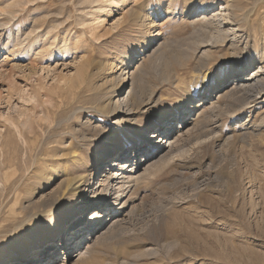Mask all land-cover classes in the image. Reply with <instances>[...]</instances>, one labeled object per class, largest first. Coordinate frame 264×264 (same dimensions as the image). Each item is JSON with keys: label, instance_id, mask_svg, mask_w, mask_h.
Masks as SVG:
<instances>
[{"label": "rangeland", "instance_id": "374dc122", "mask_svg": "<svg viewBox=\"0 0 264 264\" xmlns=\"http://www.w3.org/2000/svg\"><path fill=\"white\" fill-rule=\"evenodd\" d=\"M226 1L0 0V264H18L26 251L35 264L46 243L58 247L47 264H264V90L219 98L215 89L235 67L247 78L264 75V0H244L241 19L224 21ZM204 12L218 17L226 42L214 43ZM119 90L127 91L120 99L131 92L129 111L71 116ZM190 103L168 161L148 163L144 149L157 142L168 151L155 125L161 115L176 127ZM80 130L105 134L88 151L89 182L101 185L116 169L109 159L96 171L97 153L129 149L121 177L137 165L144 175L151 164L126 205L114 203L115 193L107 199L102 223L124 217L123 237L94 245L83 259L85 239L60 246L66 223L52 230L54 240L48 229L21 225L55 195L56 160ZM137 141L145 148L134 154ZM88 199L82 224L99 192Z\"/></svg>", "mask_w": 264, "mask_h": 264}, {"label": "bare ground", "instance_id": "6f19581e", "mask_svg": "<svg viewBox=\"0 0 264 264\" xmlns=\"http://www.w3.org/2000/svg\"><path fill=\"white\" fill-rule=\"evenodd\" d=\"M243 1L244 0L226 1V4L222 5V9H226V10L230 9L231 12L229 10L228 12L230 13H228L227 17L225 18L222 17L223 20L224 21L231 20L233 16L237 20L238 18L241 19L243 15H240L239 13H242L243 9L246 8L244 7ZM205 13L206 12L202 13L203 15H201L203 16L202 18L205 19L203 23L206 25L207 29H209L210 31H214L215 33L213 36L214 43L217 44L218 42H222V43L226 42L228 39L227 31L224 29L222 30L221 28L219 29V26H216V25L214 26V22L217 21L218 17L216 15L209 17ZM194 14H197V13H194ZM248 15H251V13ZM248 19L249 17H245L243 21H247ZM22 44L23 43L18 44L16 45V47L17 46L20 47L22 46ZM230 44H232V42ZM153 45H154L153 43L150 44V46H153ZM141 60L139 59L138 61L140 62ZM137 67L139 66L133 67L132 69H135ZM201 70H198V71H201ZM246 70L247 69L243 70L238 67L237 68L235 67L231 76L226 77L223 81L219 80L218 84L220 86L218 85L215 88L217 91L220 88H222V90L220 91L221 95L219 96V98L227 97L235 92L243 91V90H247L250 92L257 88H260L261 91L264 90V75L258 76L257 75L258 72H257V73H253L255 74V76L252 75L251 77L247 78V76L250 73L247 75L248 70L247 71ZM180 78L181 77L178 78L176 73H175V76L173 75V80L175 81L176 80L178 81ZM230 81H234V82L231 85H229ZM126 82H127V76L124 77V83ZM123 93H127V91L121 92V90H119V92H117V94L110 99L106 97L105 98L98 97L100 100L99 101L97 100L98 101L96 103L97 106L89 108V109H86V107L85 108H82V107L73 108L74 110H72L70 114H72L71 115L72 117H75L86 111H94L96 113H100V110L101 111L102 109L105 110L108 106L110 107V110L108 111L106 115L107 118L116 116L121 111H125V110L129 111L128 108L133 106V104L130 103V96L132 97V95H130L131 92H128L126 97L120 99V96L123 95ZM207 95H205V97ZM201 101L202 100H200V102ZM134 103L136 104V99L134 100ZM201 105L202 104H199L198 107H200ZM191 110H192V104L190 103L185 106V109L183 111L179 112V115H178L179 122H178V126L176 127H175V124L173 123V120H171L172 117H170V114L168 113L161 115V118L155 124L156 128H159L160 132L162 131L164 134L167 135V137L162 139L161 141V143H164V145H168L167 146L168 151L165 154H163L164 153V151L162 150L163 146L161 147L160 144H158L157 142L153 145V147L144 149L145 147H143V145L138 143V141L134 145L136 147L134 148L135 150L134 154H136L140 149L141 150L144 149L147 151V155H148L147 162L148 163L152 161L154 158H159L158 161H161L163 163L165 161L167 162L168 161L167 159L173 153V146H174L173 132L175 130L183 131L185 129L186 124H187L186 120L188 118V114L191 113ZM165 123H168V124H165ZM104 135L105 134L102 132L97 133V134H94V133L85 134L81 130L79 132L77 131L71 134V136L74 138V141L70 143L67 149L62 151L64 153L61 154V156L56 160L59 166V168L57 169V172H58L57 175L58 177H60V183L56 190L55 195L49 200L45 201L43 204H41L40 207L38 208V211H35L32 215L27 216L26 219H24L21 223V225H23L27 229L34 230V231L48 229L50 231V236H51V237H48L49 240H54L55 235L54 234L51 235L52 230L55 229V227H58L60 224L66 223V225H68L69 227L62 229V238H61L62 243L60 246L64 245L65 251L71 250L73 245H76L78 244L79 241H81L82 239H85L86 240L85 247L79 250V255L81 259L84 258L85 254L91 253L94 245L98 243H105L107 240H113V239L120 240V238L123 237V226H124V221H125L124 217H122L121 219L119 218V216L112 217L111 220H109L107 223H102L103 218H105V213L108 212V210L106 209L108 205L107 199L113 193H115L117 197L114 200V203H118L122 200L120 205L121 206L126 205L127 201L124 202V200L128 198L129 194L134 193V191L137 188V184L141 180L144 179V176L148 171V167L151 165L149 164L146 167L147 169L144 170L145 171L144 175L143 174L136 175V173L138 172L137 170L140 167L139 165H137V166H134L133 169L129 170L130 171L129 173H131V175L126 176L127 173L124 172L125 176L121 177L123 175V173H121L122 170L125 168L126 170L130 168L127 162V159L130 153L129 149L123 147L119 153H116L113 155H111V153H108V152H102L100 154L97 153V154H94L95 155L94 159L96 163L98 164L96 171L100 170L101 167L105 164L106 160H109V159L111 160L109 162L111 163V166L116 169H112V172L110 173V175L105 179V181H103V184L101 185H99L98 183L99 178L93 183L89 182L87 178V174L90 171V168H91L90 165L92 164V162H91V157L88 151H90L91 148L93 147L101 145L103 138H105ZM104 174H105V171L101 175L99 174L100 178L105 177L106 175L103 176ZM48 175L50 176V173ZM97 192H99L100 200L96 202L95 204L94 203L90 204V207L88 208V209H92V212L90 213V216H89L90 221H88L89 219L88 217L86 224H82L83 221H85V217H86V214L83 211L85 210L86 204H88V201H89L88 197H92V195ZM126 194L128 195L126 196ZM112 209H114V212L116 213L118 212L115 206ZM73 227L74 229H72ZM89 230L91 231V233L85 235L84 231H89ZM69 233L72 235L68 236ZM44 240L46 241L47 238H45ZM40 244H42V242ZM57 248L58 247H55V244H52V243L44 244L42 246V251L40 252L39 256L35 258L36 260L35 264H47L48 256L53 251L57 250ZM27 252L28 251L19 254V257L17 258L18 264L28 263L26 262L27 254H28ZM73 253H75V251Z\"/></svg>", "mask_w": 264, "mask_h": 264}]
</instances>
